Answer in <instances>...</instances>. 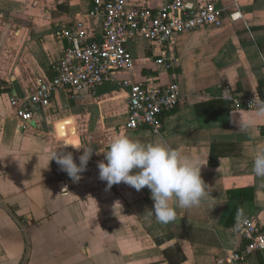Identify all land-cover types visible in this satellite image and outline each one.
Returning a JSON list of instances; mask_svg holds the SVG:
<instances>
[{"label": "crops", "instance_id": "crops-1", "mask_svg": "<svg viewBox=\"0 0 264 264\" xmlns=\"http://www.w3.org/2000/svg\"><path fill=\"white\" fill-rule=\"evenodd\" d=\"M168 1L124 0L150 9ZM91 2L0 0V264H217L242 254L235 228L264 223V178L252 172V158L264 149V117L236 108L233 99L264 98V0H217L223 27L174 38L166 57L185 103L163 115L161 135L125 129L127 97L111 84L58 92L50 124L19 126L10 100L51 76V63L67 49L63 28L78 20L88 34L98 28L87 16ZM129 52L134 81L168 83L146 41L135 40ZM232 114L237 121L254 117L251 132H242ZM116 135L163 143L197 160L209 195L198 207H177L167 225L147 217L154 204L147 187L121 182L107 189L99 179L98 163H107L104 151ZM83 147L93 153L77 182L49 162L62 151L79 164ZM236 264H264V251Z\"/></svg>", "mask_w": 264, "mask_h": 264}, {"label": "built area", "instance_id": "built-area-1", "mask_svg": "<svg viewBox=\"0 0 264 264\" xmlns=\"http://www.w3.org/2000/svg\"><path fill=\"white\" fill-rule=\"evenodd\" d=\"M87 16L98 21V28L88 34L81 20L63 28L60 33L68 45L63 58L51 63V76L38 80L32 92L10 100L16 124L23 128L41 121L50 124L52 102L58 92L69 90L75 95L111 84L123 90L127 97L125 129L161 135L163 115L185 103L178 75L172 70L166 53L178 35L224 26L223 11L217 0H170L158 9L129 7L124 0H92ZM238 18L230 16L231 21ZM137 39L149 44L154 55L152 63L168 74L167 84L150 85L131 78L133 60L129 46ZM157 49L161 52L159 55H156ZM122 74L127 77H121ZM253 100L234 98L233 102L236 108L254 110ZM255 101L264 102V98H255ZM235 231L245 242L242 254H234L228 261L218 260L217 264H236L254 252L264 251V223L245 220Z\"/></svg>", "mask_w": 264, "mask_h": 264}, {"label": "clouds", "instance_id": "clouds-1", "mask_svg": "<svg viewBox=\"0 0 264 264\" xmlns=\"http://www.w3.org/2000/svg\"><path fill=\"white\" fill-rule=\"evenodd\" d=\"M224 98L230 99L227 90L224 92ZM251 104L255 105V117H264V102L254 99ZM230 119L238 123V128L245 133H250L256 123L254 117L239 118L237 121L232 114ZM92 153V149L84 148L77 164L71 152L65 154L55 151L51 154L49 162L55 160L60 170L77 182L81 179L80 174L86 171ZM104 156L107 163L99 162L98 169L99 179L107 182V189L121 182L137 191L147 187L154 204L145 215L154 216L162 225L175 221L177 207H198L209 195L201 177L202 165L163 143L146 144L127 135H116L110 140ZM134 169L137 171L133 172ZM252 172L256 177L264 178V149L252 158Z\"/></svg>", "mask_w": 264, "mask_h": 264}]
</instances>
